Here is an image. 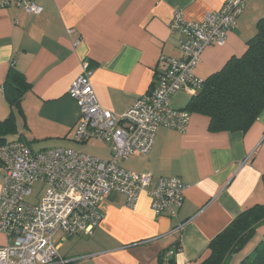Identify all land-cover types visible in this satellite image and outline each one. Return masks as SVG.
<instances>
[{
  "label": "crops",
  "instance_id": "0c3cea01",
  "mask_svg": "<svg viewBox=\"0 0 264 264\" xmlns=\"http://www.w3.org/2000/svg\"><path fill=\"white\" fill-rule=\"evenodd\" d=\"M225 1L39 0L43 12L33 15L15 4L0 8V120L11 113L4 83L14 65L32 87L22 100L24 114L17 115L19 132L13 138L21 135L32 148L33 143L43 149L73 145L80 108L68 92L84 59L93 68L101 105L124 113L150 90L166 67V57L182 55L179 34L170 27L175 9H182L189 20H200ZM262 16L264 0H248L226 43L208 47L195 74L206 79L232 56L244 54ZM70 28L73 35L67 32ZM76 38H82L77 47ZM175 94L170 106L182 109L172 104ZM209 125L208 116L191 113L183 132L160 126L149 153L121 162L127 169L151 172L150 189L160 176L186 183L176 215H156L147 191L134 207L124 195L112 193L101 204L104 218L91 236L73 235L59 242L62 255L73 260L70 264H159L163 252L164 264L170 259L195 264L208 256L210 242L237 216L264 204V110L245 131H211ZM108 151L103 159L111 157V145ZM257 230L262 239L264 223ZM178 242L181 249L168 255ZM6 243L0 232V246ZM237 258L231 256L228 263L239 264Z\"/></svg>",
  "mask_w": 264,
  "mask_h": 264
},
{
  "label": "built area",
  "instance_id": "2783aa9c",
  "mask_svg": "<svg viewBox=\"0 0 264 264\" xmlns=\"http://www.w3.org/2000/svg\"><path fill=\"white\" fill-rule=\"evenodd\" d=\"M247 1L226 0L220 10L198 21L175 9L170 27L172 33L179 34L182 55L166 57V67L150 90L124 113L101 105L92 82L93 68L83 60L82 72L68 92L80 108L74 139L110 143V158L63 146L35 151L23 140L0 146L6 167L0 189V232L7 239L0 246V264H70L73 260L60 253L59 242L65 237L55 242V235H91L104 218L101 204L112 193L124 195L127 205L134 207L147 191L156 215H176L185 199L186 183L178 177L160 176L150 189L151 172H136L121 162L134 154L149 153L160 126L186 130L191 113L172 108L171 97L178 90L203 84L204 79L195 74L203 52L226 43ZM12 4L29 14L43 10L36 0H0V8ZM73 44L77 47L80 40ZM36 184H41L42 193L32 201L29 198ZM174 253L175 248L167 252Z\"/></svg>",
  "mask_w": 264,
  "mask_h": 264
},
{
  "label": "trees",
  "instance_id": "16d2710c",
  "mask_svg": "<svg viewBox=\"0 0 264 264\" xmlns=\"http://www.w3.org/2000/svg\"><path fill=\"white\" fill-rule=\"evenodd\" d=\"M36 1L41 5L39 0ZM67 32L69 35H73L75 30L70 28ZM78 39L81 43L82 38H76L73 43ZM160 72L156 74V80ZM154 83L155 81L152 85ZM31 87L32 84L27 80L24 73L12 65L8 70L4 83L5 97L11 106V113L6 119L0 120V146L15 140H23L29 145V142L21 135L18 139L13 137L19 132L17 115L24 114L22 100ZM182 90L185 89L178 91ZM181 110L208 116L211 131H245L257 120L264 110V16L258 20L257 31L247 41L244 54L232 56L221 69L204 79L203 84L190 96ZM0 168L3 170L2 183L6 167L1 157ZM263 223L264 204H257L246 209L231 222L226 230L210 242L208 256L195 264H227L229 258L246 245L248 240L256 233L259 225ZM73 235L91 236L78 233L71 235L62 233L61 237H65L66 240ZM174 248L175 252L180 250V242H178V245H174ZM62 256L67 258L64 255ZM165 256L166 254L163 252L159 264H164L163 257ZM167 264L176 263L173 259H170ZM239 264H264V235L253 251L247 254Z\"/></svg>",
  "mask_w": 264,
  "mask_h": 264
},
{
  "label": "rangeland",
  "instance_id": "374dc122",
  "mask_svg": "<svg viewBox=\"0 0 264 264\" xmlns=\"http://www.w3.org/2000/svg\"><path fill=\"white\" fill-rule=\"evenodd\" d=\"M256 7V6H255ZM256 29H257V25H256ZM257 31V30H256ZM255 31V33H256ZM197 88H186L185 91H179L178 93L175 94V96L172 98V104L174 107H183L186 105L187 101L190 98V93H194L196 91ZM51 141H44L42 144H46L49 143ZM40 144V143H39ZM38 143H33V149L34 150H39L42 149L40 148L41 145H39ZM81 144V145H78ZM109 143H104L101 141H89L88 143H79V142H74L73 145L71 144H67V143H62L61 146L63 147H72L76 150H82L85 151V153H89L91 155L97 156L99 158H103V157H107L109 154ZM48 147H56V146H47ZM2 168H0V179H2ZM41 194V184H36L34 186V193L33 195L29 198L32 201L36 200V195L37 194ZM260 230H257L256 233L253 235V237L248 240V242L246 243V245L239 250L236 254L233 255V257L237 256L238 260L241 261L247 254L251 253V251H253V249L256 247V245L261 241L259 234ZM62 236V232H58L55 237H54V241H59L60 237ZM259 236V237H258ZM233 259V258H232ZM231 259V260H232ZM231 264V261L228 263Z\"/></svg>",
  "mask_w": 264,
  "mask_h": 264
}]
</instances>
